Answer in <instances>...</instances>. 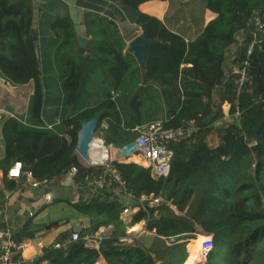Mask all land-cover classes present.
<instances>
[{"label": "trees", "instance_id": "trees-1", "mask_svg": "<svg viewBox=\"0 0 264 264\" xmlns=\"http://www.w3.org/2000/svg\"><path fill=\"white\" fill-rule=\"evenodd\" d=\"M110 1L104 10L107 0H76L86 8L84 44L77 40L78 24L68 10L44 20L60 38L54 61L64 76L65 102L83 104L97 82L108 86L104 97L63 118L64 134L5 119L0 170L6 175L18 161L43 187L73 168L79 174L91 171L75 147L83 122L96 116L107 124L106 129L99 124L97 136L116 148L135 141L133 129L152 121L164 129H181L183 135L171 144L166 176L154 177L134 162L109 160L110 173L139 209L126 221L114 199L69 203L88 216L87 225L76 231L77 240L70 239V230L63 245L44 248L40 259L49 264H96L100 257L107 264H182L186 241L203 233L214 245L205 264H264V38L248 51L255 17L264 19V0H203L215 17L188 41L138 9L151 0ZM36 2L0 0V75L13 85L33 82L32 119L40 118L45 95ZM115 14L151 40L145 64L126 47ZM142 221L151 240L122 241L130 236L127 229ZM54 224L27 221L11 230V237L23 243ZM103 225H112L108 242L87 246L99 240L94 235ZM6 227L0 222V229Z\"/></svg>", "mask_w": 264, "mask_h": 264}, {"label": "crops", "instance_id": "crops-1", "mask_svg": "<svg viewBox=\"0 0 264 264\" xmlns=\"http://www.w3.org/2000/svg\"><path fill=\"white\" fill-rule=\"evenodd\" d=\"M36 1L34 28L38 33L36 43L45 93L44 105L40 118L32 119L29 111L30 99L33 94V82L29 81L23 85H13L0 75V159L4 155L1 129L5 119L15 118L25 126H42L52 132L64 134L65 127L62 125V119L72 115L82 106L99 101L104 97L103 95L100 98L98 97L99 99H94L91 95H96V93L98 95L100 92L105 93L108 89L106 84L100 82L101 84L98 85V88L93 90L95 84L91 87L90 97L86 98L83 104L73 105L65 102V92L62 87L64 76L59 72L54 61V51L60 38L48 26V20L46 22L44 20L47 19V16L49 18L54 15H63L68 10L73 20L78 24L77 40L79 44H84L88 40V37L84 35V28L81 22L86 8L77 6L76 0H53L54 3L50 2V7L48 2H46L47 0ZM110 3L111 1L107 0V4L103 6L104 10L109 9L108 4ZM188 5L189 0H177L175 10L172 11L171 0H151L140 4L138 9L164 22L173 31L181 33L185 40L188 41L194 39L200 30L215 17L214 13L205 8L203 1H199L198 6L191 9L196 17H192L189 14V10H187ZM55 6L63 10L55 12ZM179 9L186 10V14L181 16L179 12H176ZM114 18L118 24L122 23L119 14H115ZM192 18L197 19L196 24L192 23ZM127 22L133 25L135 29L134 33H128L125 36L126 47L129 49L130 41L142 33L134 24L129 21ZM40 24L43 25V28H46V33L45 31H40ZM44 35L46 36L45 40L50 41L52 40L50 37L53 38V41L50 42L51 44L47 41L45 42V46L42 45V37ZM79 38L82 39V42L79 41ZM51 86L54 90H52L53 88L51 89ZM79 159L84 166H92L91 171L79 174L71 169L48 187L38 184L34 185L33 183L36 182L27 171L21 170L18 178L10 177L9 170L18 161L10 166L6 175L0 170V222L7 224V228L14 231L27 221L32 222V224L55 222L49 228L39 229L33 238L23 242V247L19 252L21 263L49 264L47 260L40 259L42 250L55 244L63 245L65 243V236L70 230L78 231L87 225L88 216L76 210L69 203L85 202L87 204H97L105 198L114 199L121 205L120 218L126 221L139 209L136 202L123 191L119 181L112 173L106 170L104 165L101 163L89 164L80 156ZM118 160L121 162H134L145 166L135 153L127 158ZM121 208L123 209L122 211ZM124 210L127 211L124 212ZM111 229L112 225H103L99 227L94 237L100 240L102 238L101 233H106L109 237ZM143 230V221L129 227L127 233L130 236L125 241L127 243L135 242L138 240L137 235H140ZM143 233H145V237L152 236L151 233L145 231ZM99 240L87 241L86 245L90 246L92 244L98 247ZM96 264H107V262L103 257H100Z\"/></svg>", "mask_w": 264, "mask_h": 264}, {"label": "built area", "instance_id": "built-area-1", "mask_svg": "<svg viewBox=\"0 0 264 264\" xmlns=\"http://www.w3.org/2000/svg\"><path fill=\"white\" fill-rule=\"evenodd\" d=\"M255 32L253 33L252 41L248 46V51L252 48V45L256 42H260L264 38V19L262 16L255 17ZM243 79V74L241 76ZM107 124L105 121L100 123V129H106ZM133 130L137 132L135 139L136 148L134 153L141 159L145 167L150 171V174L154 177L166 176L170 169V160L172 156L171 144L178 140L182 135L181 129L168 130L164 129L159 121H152L139 127H135ZM106 156L102 160L101 164L105 166L106 170L110 172L111 167L108 163L117 154V149L113 145H104ZM108 149L112 150L114 156L110 158L108 156ZM72 170L75 171V168ZM21 174L20 162L15 163L9 170V176L18 178ZM119 181L118 177L113 174ZM120 185L121 182L119 181ZM37 185V183H33ZM155 203L159 202V199H154ZM127 210H124L126 212ZM79 235L76 231L71 233L70 239L77 240ZM126 239H122L125 241ZM59 247L60 244H56ZM97 246V245H95ZM212 237H206L203 240L202 250L204 255L207 254L213 248ZM23 247V243H16L11 237L10 228L0 229V264H20V259L14 258V253L20 251ZM33 263V262H32Z\"/></svg>", "mask_w": 264, "mask_h": 264}, {"label": "water", "instance_id": "water-1", "mask_svg": "<svg viewBox=\"0 0 264 264\" xmlns=\"http://www.w3.org/2000/svg\"><path fill=\"white\" fill-rule=\"evenodd\" d=\"M82 42V39L79 38ZM151 43V40L144 34H140L132 39L129 43V51L137 58L139 62L145 64V48ZM100 124L99 116H96L88 121L83 122L81 128L78 131L77 143L75 147L76 153L89 164H100L101 162H91L87 159L92 150V146L95 140H99L101 145L104 146L103 141L97 138V129ZM136 148L135 141L125 145L122 148L117 149L115 158L124 159L134 154ZM147 202V200H145ZM123 209L121 208V211ZM110 234V233H109ZM102 238L99 240V247L104 246L108 242L109 237L106 233H101ZM95 239V238H94ZM90 246H94L90 244Z\"/></svg>", "mask_w": 264, "mask_h": 264}, {"label": "rangeland", "instance_id": "rangeland-1", "mask_svg": "<svg viewBox=\"0 0 264 264\" xmlns=\"http://www.w3.org/2000/svg\"><path fill=\"white\" fill-rule=\"evenodd\" d=\"M87 0H84V2H86ZM199 1H203V0H199ZM199 1L198 0H189V5H188V7H187V10H189V14L192 16V17H196L194 14L195 13H193V11L191 10V9H193V8H195V7H197L198 6V4H199ZM46 2H52V3H54L53 2V0H47ZM176 2H177V0H171V9H172V11H174L175 10V7H176ZM54 10H55V12L56 11H62L63 9L61 8H58V6H55V8H54ZM176 12H179V14L181 15V16H184L186 13L185 12H187L186 10H181V9H179V11H176ZM44 19V18H43ZM192 23L193 24H196L197 23V19H193L192 18ZM44 23V22H43ZM40 26H41V28H40V31H45V33L47 32V30H45L46 28L44 27L43 28V25L42 24H40ZM118 26H119V29H120V31H121V33L124 35V37L125 36H127V34L129 33V34H131V33H134V31H135V29H134V26L133 25H130L127 21H122V23H120V24H118ZM126 33V34H125ZM43 35V34H42ZM135 35V34H134ZM46 36L44 35L43 37H42V45L43 46H45L46 45V43L45 42H47V41H49V40H45L46 38H45ZM52 40H50L49 41V43L51 42V41H53V38L52 37H50ZM51 44V43H50ZM44 48V47H43ZM47 69V68H46ZM101 83L100 82H97L94 86H93V90L94 89H96V88H98V85H100ZM53 87L51 86V89H52ZM52 90H54V88L52 89ZM106 92V91H105ZM103 93V94H102ZM102 95L104 96L105 95V93L104 92H100V93H98V95H97V93H96V95L95 94H93V95H91L94 99H99L100 97H102ZM88 97H90V96H87L86 98H88ZM95 97H97V98H95ZM99 97V98H98ZM92 98V99H93ZM97 138L99 139V137L97 136ZM208 142L209 143H211V144H214L215 143V140H214V137H209V139H208ZM108 156L110 157V158H112L113 156H114V153H113V151L112 150H109L108 149ZM142 233L140 234V235H137V239H138V241L140 240L141 242H148L149 240H151V237L152 236H149V237H145L144 235H145V233H143L144 232V230L143 231H141ZM205 236V237H211L210 235H206V234H203V233H199V234H197L196 236H195V238H191V239H188L187 241H186V248H187V250H188V247H190V246H192V244H193V242H192V240H194V241H198L197 243L198 244H200V245H203V240L205 239H201L200 237L201 236ZM201 240V241H200ZM135 242H133V243H131V244H134ZM204 253V252H203ZM189 254V252H187V255ZM204 258H202L201 259V261H200V263L199 264H205V262H206V257L207 256H203Z\"/></svg>", "mask_w": 264, "mask_h": 264}, {"label": "bare ground", "instance_id": "bare-ground-1", "mask_svg": "<svg viewBox=\"0 0 264 264\" xmlns=\"http://www.w3.org/2000/svg\"><path fill=\"white\" fill-rule=\"evenodd\" d=\"M97 146L99 147V151L97 149ZM105 156V148L101 145V142L99 140H95L90 155L87 157V159L91 162H101V159L105 158ZM200 238L204 239L206 237L202 235ZM192 242V246L188 247L189 254L182 264H199L201 259L204 258L202 245L198 244V241L196 242L192 240Z\"/></svg>", "mask_w": 264, "mask_h": 264}]
</instances>
